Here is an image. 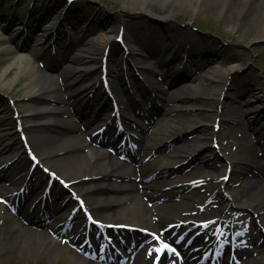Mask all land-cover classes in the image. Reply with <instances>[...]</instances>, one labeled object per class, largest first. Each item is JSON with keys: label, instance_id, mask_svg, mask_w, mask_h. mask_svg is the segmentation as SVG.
Masks as SVG:
<instances>
[{"label": "bare ground", "instance_id": "6f19581e", "mask_svg": "<svg viewBox=\"0 0 264 264\" xmlns=\"http://www.w3.org/2000/svg\"><path fill=\"white\" fill-rule=\"evenodd\" d=\"M123 1L130 4L134 10L142 11L156 22L166 21L171 15V11L167 15H163L161 12L156 13L150 10L152 2L161 9H171L174 3H180L192 10L204 7L209 11H222L226 18L224 23L231 30L240 33V36L246 41V45L264 40V7L255 9L251 4H248V0ZM231 10H234L233 14L229 15ZM8 29H10L9 25L4 28V30ZM152 31L149 29L141 39L148 56L159 53L163 54L164 58L168 57L175 44L171 43V46L164 47L155 44V42H148L147 35ZM111 43V36L96 34L87 42L82 43L73 55L62 62V65L42 71H38L29 55L19 54L12 58L9 67L16 66L17 74L23 73L27 77L24 98L36 96L40 100L38 105H28L24 111L30 114L34 121L61 131L58 136L49 135L51 137H49L44 152L49 165L45 168L44 180L49 178L52 182L62 181L68 187L72 186L74 194L66 195L64 199L67 204L71 205V208L77 209L83 217L86 216L85 219H87V215L91 216L92 221L89 223L87 220L85 224L87 230L83 234L75 231L65 232L63 224L58 221L46 223L35 217H29L30 225L25 226L22 219L26 214L22 208L20 197L9 196L0 201V259L9 264L11 258L8 256V250L20 245L24 250L34 251L39 255L57 249L70 252L67 241H77L82 246L77 247L78 250L74 256L80 264H110L108 252L115 256L118 250L130 251L131 257L127 260V264H264V155L262 154L256 153L252 159H249L246 164L249 170L240 174L241 185H245L247 189L244 198L236 197L234 199L229 192L228 195L231 198L224 200L223 205L208 200L203 205L204 208H200L204 213V218H202L204 221L215 218L212 219L213 222L210 225L205 226L204 230L196 223L177 226L176 221L179 219L167 217L168 214L177 217V213L173 210L181 203L188 202L189 197L182 196L181 190H179L184 188L181 183L196 178L182 177L176 174L170 156L164 153L166 146L179 141L175 150L180 157L190 158L189 163L191 164L195 162L197 156L200 157V160L206 159L205 164L208 166L216 163L211 148L212 137L216 133L213 129L208 128V121L205 118L201 119V122L189 125L185 117L182 116V112L192 109L210 110V115L214 117L213 121L219 119L222 115L218 109H223V99L221 100V98L227 92L225 90L227 81L242 69L244 65L242 60L236 55H231L227 59V54L224 52L206 51L204 55L207 59L206 65L200 70H206L204 73L208 76L206 85L202 86L204 76H187L181 86H176L179 87L178 89L188 91V100H191L188 105L176 104L175 98L168 95L166 84L168 78L171 77L170 71H167V74L160 79L154 76L145 78V82L137 86L136 91L140 96L151 94L153 104L156 103V100L161 101L164 106L163 114L156 119L155 114L149 118L150 115L144 116L145 114L140 111L139 115L143 118L142 123L134 128H127L124 139L107 146L102 140L99 144L95 142L99 134H95L93 139H88L90 129H87L82 136L78 135L79 127L88 128L92 122L85 120L77 124L78 116L75 115V103H90L91 113L94 114L92 118L99 120L101 117L112 116L109 130L103 134L106 136L105 139L118 135L121 125L133 123L134 117L131 115V108L136 104V100L132 94L128 95L130 105L120 98H113L111 102L107 101L106 105L109 111L107 110L108 113L105 112L99 117L98 114H95L96 105L93 100L97 93L96 82L89 81L82 74L88 72L87 67L100 65L102 56H105L103 50ZM191 46H196V44L193 42ZM174 53L175 57L182 58L186 55L187 59L198 56L197 52L191 49L186 52L183 44L177 46V51ZM226 60L231 62L229 68H225L223 65ZM148 64H154V62L152 60L145 61V65ZM68 74L71 75L70 82L66 79ZM10 82L6 81V74L3 71L0 74V86ZM70 84V90H66V85ZM258 90L257 84H249L247 103L250 108L238 109L237 114L227 113L226 115L225 113L224 122H235L241 124L244 130L262 134L264 124L258 125L259 117H253L254 113H260V101L264 99ZM127 93L128 91L125 90L124 94ZM196 98L200 100L195 104L193 99ZM110 112L112 113L110 114ZM172 113L175 115L166 117ZM64 115L67 116L66 119L63 118ZM165 118H167L165 125L168 128L166 136H163L162 132L148 134V126L158 128L159 123L164 122ZM192 132H196V137L193 141L188 142L185 135ZM226 140L229 141L227 138ZM222 141L219 143L220 145L223 143ZM259 143L262 141L258 140L257 143L258 150H261L263 145H259ZM139 147L145 148L144 158H146L137 165L136 156L139 154ZM8 155V150L2 152L0 177L7 174L9 165L6 164L7 160L5 159ZM233 159V157H229L228 164L231 165ZM219 166L218 170L222 168V165ZM149 170L152 171L151 174L155 173L156 176L161 177L148 181L150 180ZM224 171L225 166L223 172L217 176L221 177L220 184L216 186L212 183L213 186L221 188ZM138 174H144V176ZM206 174L207 172L199 171L198 177L206 176ZM142 180L147 181L144 182V190L140 192L137 185L142 183ZM163 186L164 188L169 186V188L162 191L161 187ZM39 188L40 184L37 186L25 184L23 192L26 190L34 192ZM168 194L180 195L184 197V202H164L172 197ZM161 201L163 202L160 205L147 203ZM80 205L85 206V211L81 209ZM224 208L230 212L224 213ZM63 211L61 209L62 213ZM237 213L250 214V220L257 232L248 233L242 226V222L236 220ZM175 228L177 231L173 232ZM18 229L19 231L15 232ZM129 230L147 232L145 251L141 252L138 248V238L133 239L122 235ZM116 231H118L117 235H115ZM62 234L64 238L57 240L56 238ZM107 234H111V236ZM89 236L93 237V242L88 240ZM237 237L240 239L237 247L226 243ZM260 239H263L261 244ZM174 248L180 251L179 256L172 253L171 250ZM104 249H108V251L103 253ZM134 252H138L136 256ZM221 255H223V259L217 263L218 260H216L214 263L213 259L216 256L220 258ZM204 258L210 259V262L205 263Z\"/></svg>", "mask_w": 264, "mask_h": 264}, {"label": "rangeland", "instance_id": "374dc122", "mask_svg": "<svg viewBox=\"0 0 264 264\" xmlns=\"http://www.w3.org/2000/svg\"><path fill=\"white\" fill-rule=\"evenodd\" d=\"M247 2L255 9L264 7V0H248ZM31 5L34 6L31 21L35 18V20L40 22L41 18H44L42 21L49 19L52 22H59L63 14L61 29H63L64 24L68 25L71 36L69 38L70 45L67 49H64L63 44H61V48L57 46L58 52L55 54L51 51V47L49 48L51 42L47 45L31 48L28 42H24L25 37L23 34L20 37H18L19 35L16 36L18 30L13 28L11 30L0 31V74L5 71L6 81H11L0 86V158L2 157V152L7 150L9 155L5 160H8V158L12 160L16 157L14 162H12L14 164L11 163L12 166L9 169L11 171V177L14 176V180H0V199H3L9 192H18L19 183L24 179L26 172L28 173V170L35 166L30 156L24 150V140L20 137L21 134L23 133L25 138L27 137L26 143L28 147L31 148L33 153H36L42 158V166H44L49 165V161L44 155L49 137H51L49 135L58 136L61 133L59 129L50 128L40 122L34 121L30 114L24 111V108L28 105H38L40 100L36 96L24 98L27 77L23 73L17 74L16 66L9 67L12 58L19 54L29 55L37 66L38 71L48 70L51 67L62 65V61L67 54H70L79 44L87 42L94 35L106 34L114 39L116 32L122 31L124 33V39L129 43L128 46H130V49L125 54L122 50V45L112 43L107 66L112 75L118 96L125 98V96H122L125 82L129 81L130 83L136 82L137 84H141L138 76L134 75L137 69L134 66L141 65L142 57L145 54L143 49L144 45L141 42L142 38L140 39L139 35L148 31L150 28L154 32L150 37L154 38V41L158 45L167 47L171 46V43L175 44L171 48L167 61V68L169 70L180 69L181 66L186 68L180 57H174L173 55L177 51V46L180 44H184V50L186 52L191 49L199 53L198 58H200L197 60L199 61V65L206 63V57L204 56L206 51L211 53L224 52L227 54V59L231 55H236L244 63L242 69L227 81L225 89L227 92L221 98V100L223 99V109H218L222 116L219 117L217 127L212 122L214 117L210 115V110L197 111L192 109L182 112V116L185 117L189 125L201 122V119L205 118L208 121V128L217 131L213 138L217 143L211 144L215 146L212 154H214L216 163L208 166L205 164L206 159L200 160V157L197 156L193 164L184 168V164L182 165L181 163L183 161L185 162V159L175 157L176 154L174 151H171V147L166 150V154L171 156V161L175 164L176 171L182 177H197L199 176V171H204L208 174V177L197 178L195 183H186L181 193L182 196L189 197L188 202H184L182 196L171 194L175 198H169L166 202H184L185 204L181 203L173 210L177 213V217H174L173 214H168L167 217L169 216L171 219H187L182 221L184 224L192 221L193 218H201L198 216L199 214L188 217L186 215H192L196 211L198 212L207 199H218L221 201L223 196L216 187L211 186L209 177L216 178L219 173H222L229 157L234 158L231 165L232 168L228 174L229 177L226 179L232 198L236 199L237 197L242 199L245 197L247 189L245 185H241L239 180L240 174L243 171L249 170L246 164L257 152L264 155V147L262 151H258L257 146V138H261L264 143V134L262 137H259L257 134L249 133L248 131L243 133L241 124L224 122L223 116H225V113L226 115L227 113L237 114L238 109L250 108L247 103L249 84H257L260 94L264 96V40L246 45V41L240 36V33L231 30L224 23L226 18L222 11H209L204 9V7L192 10L190 7L180 3H174L171 9H161L157 4L152 2L150 4V10L156 13L161 12L163 15H167L171 11V15L166 21L156 22L151 20L142 11L134 10L130 4L125 3L123 0H75L70 3L66 0H0V27L4 28V26H8V23L16 15V9H22L23 12H28L29 9L27 8ZM233 11L231 10L229 15L233 14ZM19 21L18 18L15 23H20ZM55 24L53 23L51 25L54 27ZM21 27H23V24ZM193 42L196 46H191ZM23 44H25V48L21 46ZM192 63L194 62H189V65H192ZM223 65L225 68H229L231 65L230 60H226ZM150 66L151 69L153 66L155 71H158L155 64H151ZM52 74L55 75L54 73ZM147 75L149 76L150 72ZM86 77L88 80H91L93 74L87 73ZM66 79L69 81L71 75L68 74ZM206 81V78L202 81L203 86H205ZM70 86L71 84L69 86L66 85V90H70ZM98 91L99 95L97 94L95 105L97 106V110L103 112L107 107L105 106V98L101 95L102 91L100 86ZM132 91L136 93L135 89ZM169 93L170 96L175 98L176 104L188 105L191 103V100H188V91L177 89ZM199 96L201 97V95ZM193 100L196 104L200 99L196 98ZM260 102V113H254L253 116L259 117L258 125L263 123L262 120H264V99ZM75 105V115L78 117L80 114L90 111L88 104L84 102L75 103ZM159 106V113L161 115V109L164 106L161 103H159ZM174 115L175 113H172L166 115V117L168 118ZM63 118L66 119L67 116L64 115ZM167 118H165L164 122H167ZM164 122H160L158 128L150 127L148 129L149 134H159L162 132L163 136H165L164 134L167 133L168 128L164 126ZM18 123L20 124L19 128H17ZM185 137L188 142L193 141L196 137V132L186 134ZM226 138L229 140L228 142ZM221 140H224V143L220 145L219 142ZM262 145L264 146V144ZM172 154L174 155L172 156ZM219 165H222L220 170H218L220 168ZM193 168L195 170H192ZM18 178L20 179L17 180ZM42 178V169L40 166H36L32 172L30 183L37 184L41 182ZM42 184L44 185L45 181ZM57 191H61L59 186L53 188V192ZM155 205H159V203ZM25 209L27 210V208ZM33 214L38 215L37 212ZM23 224L27 225L25 222ZM18 231L19 229L15 232ZM59 238H63V236ZM73 246L75 245H70L74 249ZM74 254L75 252L73 250L67 252L57 249L39 255L37 252L24 250L22 245L8 250V256L11 258L9 264H80ZM0 264L6 263L0 259Z\"/></svg>", "mask_w": 264, "mask_h": 264}, {"label": "snow or ice", "instance_id": "6c2138e0", "mask_svg": "<svg viewBox=\"0 0 264 264\" xmlns=\"http://www.w3.org/2000/svg\"><path fill=\"white\" fill-rule=\"evenodd\" d=\"M165 247H166V245H165ZM158 258V257H157Z\"/></svg>", "mask_w": 264, "mask_h": 264}]
</instances>
